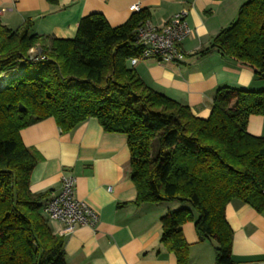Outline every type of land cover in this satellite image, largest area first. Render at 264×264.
Returning a JSON list of instances; mask_svg holds the SVG:
<instances>
[{
	"label": "trees",
	"instance_id": "trees-1",
	"mask_svg": "<svg viewBox=\"0 0 264 264\" xmlns=\"http://www.w3.org/2000/svg\"><path fill=\"white\" fill-rule=\"evenodd\" d=\"M148 18L141 9L112 26L95 12L81 18L74 38L49 40L31 20L13 29L0 19V264H67L64 238L42 211L51 191L30 189L39 155L20 133L47 117L62 133L95 117L106 131L126 134L135 204H187L161 218L160 242L177 264L190 261L182 229L189 221L214 243L216 264H238L226 206L240 199L264 210V137L247 129L250 115H264V90L221 86L203 118L153 89L129 64L140 52L135 30ZM36 46L44 58L31 57ZM212 49L264 77V0L243 3L199 53Z\"/></svg>",
	"mask_w": 264,
	"mask_h": 264
},
{
	"label": "crops",
	"instance_id": "crops-1",
	"mask_svg": "<svg viewBox=\"0 0 264 264\" xmlns=\"http://www.w3.org/2000/svg\"><path fill=\"white\" fill-rule=\"evenodd\" d=\"M246 1L0 0V19L13 29L31 20L32 30L47 40L71 39L77 34L81 18L91 13H102L112 26H118L133 15L130 6L140 3L149 13L148 19L161 25L176 12L187 10L192 33L181 42L184 60L145 58L133 67L150 87L207 118L221 86L264 90V77L248 65L218 49L199 53L221 29L236 20ZM247 129L264 137V115H250ZM20 133L23 143L39 155L30 189L35 193L50 190L49 198L61 190L62 174H72L77 197L98 214L94 227L80 225L70 233H63L61 221L46 216L51 231L64 238L67 264H177L176 254L160 242L161 218L169 210L187 204H135L137 189L130 175L131 151L126 134L106 131L95 117L67 133L61 132L54 117H47ZM226 219L234 232V260L238 264H264V210L232 199L226 206ZM182 229L189 243V264H216L214 243L200 239L194 222L184 223Z\"/></svg>",
	"mask_w": 264,
	"mask_h": 264
},
{
	"label": "built area",
	"instance_id": "built-area-1",
	"mask_svg": "<svg viewBox=\"0 0 264 264\" xmlns=\"http://www.w3.org/2000/svg\"><path fill=\"white\" fill-rule=\"evenodd\" d=\"M130 9L137 12L142 7L140 3H134ZM1 11L2 9L0 13ZM187 16L188 11L181 10L161 25H155L149 19L141 22L135 30L134 40L140 52L129 58V64L134 66L139 60L145 58L183 61L185 52L181 42L192 33ZM31 57L42 59L45 56L33 48ZM42 211L49 219L58 220L64 224L63 233L73 232L80 225L94 227L99 219L96 211L77 197L76 178L69 173L62 174L61 190L46 199Z\"/></svg>",
	"mask_w": 264,
	"mask_h": 264
},
{
	"label": "rangeland",
	"instance_id": "rangeland-1",
	"mask_svg": "<svg viewBox=\"0 0 264 264\" xmlns=\"http://www.w3.org/2000/svg\"><path fill=\"white\" fill-rule=\"evenodd\" d=\"M35 51H36V52H42V49H41V47L39 46V48H37V49L35 48Z\"/></svg>",
	"mask_w": 264,
	"mask_h": 264
},
{
	"label": "water",
	"instance_id": "water-1",
	"mask_svg": "<svg viewBox=\"0 0 264 264\" xmlns=\"http://www.w3.org/2000/svg\"><path fill=\"white\" fill-rule=\"evenodd\" d=\"M20 108H21V110H23V109H24V107H23V105H22V104L20 105Z\"/></svg>",
	"mask_w": 264,
	"mask_h": 264
}]
</instances>
